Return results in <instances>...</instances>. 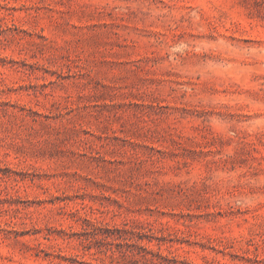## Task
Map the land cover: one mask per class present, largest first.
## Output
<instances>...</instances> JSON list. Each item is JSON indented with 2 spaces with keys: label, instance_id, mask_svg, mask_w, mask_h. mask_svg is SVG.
Here are the masks:
<instances>
[{
  "label": "rangeland",
  "instance_id": "374dc122",
  "mask_svg": "<svg viewBox=\"0 0 264 264\" xmlns=\"http://www.w3.org/2000/svg\"><path fill=\"white\" fill-rule=\"evenodd\" d=\"M0 264H264V0H0Z\"/></svg>",
  "mask_w": 264,
  "mask_h": 264
}]
</instances>
